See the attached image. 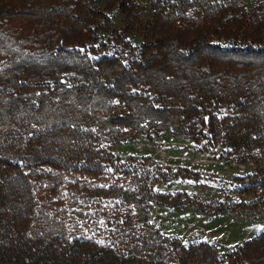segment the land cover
Here are the masks:
<instances>
[{
	"label": "trees",
	"instance_id": "1",
	"mask_svg": "<svg viewBox=\"0 0 264 264\" xmlns=\"http://www.w3.org/2000/svg\"><path fill=\"white\" fill-rule=\"evenodd\" d=\"M140 2L0 0V264H264V228L225 257L162 235L151 170L113 153L205 141L264 206V0Z\"/></svg>",
	"mask_w": 264,
	"mask_h": 264
},
{
	"label": "rangeland",
	"instance_id": "2",
	"mask_svg": "<svg viewBox=\"0 0 264 264\" xmlns=\"http://www.w3.org/2000/svg\"><path fill=\"white\" fill-rule=\"evenodd\" d=\"M140 1L142 6L149 7V0ZM256 1L245 0L247 7ZM121 20L117 15L116 28L121 26ZM207 145L205 141L196 143L180 136L143 134L134 143L116 145L113 153L123 160L143 158L151 170L155 197L150 206V220L162 235L185 245L206 241L225 257L264 228V206L235 204L243 198L245 202L251 200V195L236 193L235 180L254 170L256 162L240 163L235 156ZM177 202L182 206L189 203L190 208L181 210L169 205Z\"/></svg>",
	"mask_w": 264,
	"mask_h": 264
}]
</instances>
